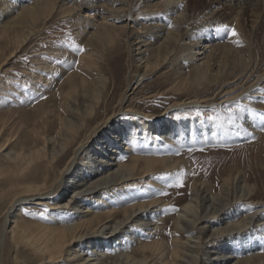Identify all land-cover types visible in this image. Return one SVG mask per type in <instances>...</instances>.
Listing matches in <instances>:
<instances>
[{
	"label": "bare ground",
	"instance_id": "obj_1",
	"mask_svg": "<svg viewBox=\"0 0 264 264\" xmlns=\"http://www.w3.org/2000/svg\"><path fill=\"white\" fill-rule=\"evenodd\" d=\"M200 2L141 0L133 10L128 0H32L1 9L0 38L12 46L0 68L54 10L64 16L83 13L78 17L83 51L50 94L53 103L28 107L33 110L29 127L20 126L29 120L18 112L0 119V264H264V187L238 170L222 174L216 187L192 181L167 240L160 228L170 221L161 217L166 201L130 203L119 192L158 167L170 171L176 158L163 146L189 147L190 135L207 145L264 140V50L256 52L264 0H208L195 6ZM124 20L135 31L108 23ZM233 28L238 36L231 35ZM54 68L47 63L36 74L30 71V83ZM160 70L169 85L142 97H173L165 114L174 110L182 116L173 122L126 105L132 82L138 88ZM6 77L1 100L16 90V81ZM118 81L120 94L110 98ZM240 98L238 111L227 108ZM208 106L219 112L217 123L185 116ZM145 136L154 147L137 152L135 141ZM160 150L163 155H147ZM27 203L37 208L23 216Z\"/></svg>",
	"mask_w": 264,
	"mask_h": 264
},
{
	"label": "rangeland",
	"instance_id": "obj_2",
	"mask_svg": "<svg viewBox=\"0 0 264 264\" xmlns=\"http://www.w3.org/2000/svg\"><path fill=\"white\" fill-rule=\"evenodd\" d=\"M21 1H24V4H27L30 3L32 0H1L0 13L3 12L2 10L5 8V4L7 5L10 2L16 3ZM128 1L130 3L131 8L134 10L136 4H139L141 0H128ZM207 1L208 0H201V2L196 3L195 6L197 5V7L199 8L202 6H206ZM82 3H84V0H82ZM116 6L119 5L117 4ZM80 13L79 14L74 13L73 15L64 16L61 15L57 10H54L48 17L43 19L41 22L37 23L36 30L33 32V34L29 36L28 40H26V42H24V44L21 45L22 47L18 49V52L14 53L15 56L12 57L10 60H7V63L1 66L0 85L2 86V82L6 81L7 75H11L13 80L16 81L15 82L16 90H14L11 93V95H7V96L3 95L2 98L4 99L2 100L0 99V116H1L0 119H5V117H9L8 113L18 112L19 114H21L20 118L29 120V122H25V123L21 121L23 125L21 124L20 126H22V128L24 129L32 124L31 115L33 113V110L31 108H28L29 106L35 104L36 105L42 104L41 107H48L53 103V99L50 98L52 95L50 94H52L55 91L54 89L57 88L58 83H60L65 78L67 73L73 71L76 68L78 57L79 55L82 54L83 51L81 50L83 48L79 46V41L83 36L82 34L83 25L78 18L79 16L83 15V13L81 11ZM0 21H2L0 22V26H1L3 24V20L0 19ZM260 22H261L259 26L260 28L256 34L257 37L256 40L258 43L256 47V52L257 54L259 53L258 55H262V53L264 52L263 51L264 50V17ZM108 23L109 25L111 24L113 27H123L128 30L134 29V31L136 29L133 23L131 22L125 23V20L122 22L114 21L113 23H110L109 21ZM121 38L125 40L124 36H121ZM123 40H121V43H123ZM0 42H1L0 48L3 46L5 47V48L3 47L4 52H2V50L0 51V58L2 57L4 58L9 51L7 49L11 48L12 43L8 44V42L2 38H0ZM7 44L9 45V47ZM121 52L124 55H126L127 48L121 47ZM261 60L264 61L263 55L260 56V61ZM47 63L55 67L52 70V74L45 75L46 78L40 76L39 80L41 82L37 81V83H30V77H29L30 71L32 74H36L35 72H37L36 71L37 68L42 65L45 66ZM122 63H123L122 74H124L125 63L123 61ZM167 69L168 68L163 69L162 72L163 71L165 72V70ZM164 80L165 78L161 76V70H160V71L152 72L145 79H142L141 81L143 84L138 88H136L137 85L135 81L132 82L133 83L132 86L134 87V93L130 95V98L128 99L126 105H136L138 111L144 112L146 114L164 115L165 112L168 111L167 107L170 105L169 101H171L170 99L173 97H169L170 95L154 96L148 100H143L142 97L143 94H148V92L149 91L151 92L152 89L159 90L161 87H165L167 84L169 85L170 82H165ZM121 87L122 85L120 81L117 82L116 86L114 87L111 86V89L109 91L110 98L112 96L117 98L118 95L120 94ZM215 90L217 89H214L213 92H215ZM19 91H21L23 94L22 95L19 94ZM199 93L200 95L203 94L205 95V92L203 91H200ZM41 97H45V98H41ZM244 98L246 99V101H248L250 97L243 96L242 99ZM242 99L241 98L238 99L239 101L238 100L231 101L230 104H228L227 108L228 109L232 108L234 109V111H238L240 108L239 106L240 101L241 102L244 101ZM143 109L146 111H144ZM101 111L102 110L100 109V112ZM218 113L219 112L218 111L216 112L214 108L208 106V107H201L198 109H194L193 111H190L189 113L185 114V116L193 119H198L201 122L205 121L208 123H217L216 120H209L208 117L209 116L218 117ZM165 116L169 118L171 122L175 121V119H179L180 117L182 118V116L177 111L174 110L170 111L169 113H166ZM188 138H191L189 139L191 141L190 143L191 146L187 147L185 145H182L181 143L180 150L179 149L177 150V147L174 148L173 150H171L170 148L169 150H167V147L165 145L163 146V149L168 153L173 152L174 154L173 153L171 154L173 157L176 158L175 159L176 163L174 162L176 166L173 165V168H171L170 171L169 170L165 171L166 168L163 169L162 167L161 168L158 167L155 170V172L151 173L148 176L149 177L148 179L145 178L144 180L135 179L136 181H134L131 184H127L125 188L120 189L119 191L120 194L124 195V198L125 197L128 198L125 202H130L131 200H135V199H140V200L142 199L143 201L146 200L148 201L156 197H157L156 199H160L163 202L165 201L167 202L164 203V205L167 204V206H164V210L167 209V211H165L164 215H162L161 217L165 218V219L163 218L164 221L170 220L171 222L168 221L166 222L167 224L166 223L160 224V228L162 230L163 228L165 229L164 232L166 234L164 233L163 236V237L166 236L165 240L169 239V236L171 235L170 224L172 223V217L176 214L177 209H179V206L182 203L180 199H185L189 195L188 194L189 188L194 181L204 182L207 185L212 184L215 185L214 187H216L217 181L221 179V175L227 172L228 170H230V168H232L234 170L233 172H235L236 170L241 172L242 176L244 175L245 179L249 180L250 183H257L259 186H261V188L264 187V168L261 167L262 162H264V140L257 139L254 140L253 142H243L233 145L227 143L225 144L210 143L207 145L206 143L209 142H200L198 140V136H195L193 138L190 135L188 136ZM134 145L137 149L136 150L137 152H139L138 150L140 148L154 147V143L152 142V139L149 136H145L143 139L136 140ZM158 152L159 153H149L147 155L158 156V155H163L164 153V152L161 153L162 150ZM180 159L182 162H180ZM256 159H259L258 163L255 162ZM0 163H3L1 157H0ZM158 170L161 172H159ZM153 179L154 180L157 179V180L154 181ZM178 180H182L183 182L182 187L176 186ZM157 183L161 184L160 188L155 189V187H152ZM165 192L167 193L166 195L160 194ZM132 202L133 201H131L130 203ZM173 206L176 209L175 211H173ZM23 207L24 208L21 209L23 216L29 213L28 212L29 208L32 207L37 208V206H33V204L30 203L24 204ZM36 212L38 213L41 212L43 214L42 211H34V214ZM161 232L163 234V231ZM143 233H146V231L143 230ZM144 240H150V239L145 237Z\"/></svg>",
	"mask_w": 264,
	"mask_h": 264
},
{
	"label": "snow or ice",
	"instance_id": "obj_3",
	"mask_svg": "<svg viewBox=\"0 0 264 264\" xmlns=\"http://www.w3.org/2000/svg\"><path fill=\"white\" fill-rule=\"evenodd\" d=\"M168 27L171 28V27H173V25H172L171 23H169V24H168ZM219 27H220L221 29H223V28L226 27V26L221 25V26H219ZM231 35H233L234 37H235V36H238V33L235 31L234 28L231 29ZM235 42H236L237 44L240 43L239 40H237V41H235ZM81 50H83V49H81ZM41 98H45V97H41ZM261 116H262V119H264V113H262ZM208 119H209V120H217V119H221V118H218V117H215V116H209ZM229 123H232V119H231V117H229ZM261 131H264V125H261ZM213 135H215V133H213ZM176 186H177V187H182V186H183V182H182V180H178ZM160 194H162V195H166L167 193L165 192V193H160ZM175 210H176V209H175V207L173 206V211H175ZM26 214H27V213H26Z\"/></svg>",
	"mask_w": 264,
	"mask_h": 264
}]
</instances>
